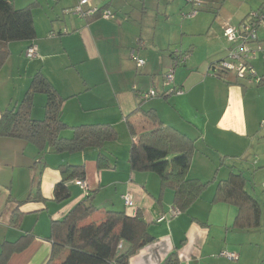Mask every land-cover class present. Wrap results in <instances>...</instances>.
Instances as JSON below:
<instances>
[{
	"label": "crops",
	"instance_id": "crops-1",
	"mask_svg": "<svg viewBox=\"0 0 264 264\" xmlns=\"http://www.w3.org/2000/svg\"><path fill=\"white\" fill-rule=\"evenodd\" d=\"M52 1L56 6H52L50 16L39 0L27 4H34L32 13H37L40 20L37 22L33 15V40L8 45L10 56L0 69V112L19 102L32 76L40 72L65 98L60 113L64 123L109 125L117 137L100 147L71 154L46 150L42 157L24 140L0 137V253L5 243L26 234L31 237L28 246L10 254L4 264H46L52 254L51 222L61 220L88 197L92 202L101 197L98 210L89 217L97 216V223L103 220L105 211H123L130 216L140 212L148 224L154 240L132 254L128 264H161L174 250L180 264L254 263L255 250L242 246L243 229L227 230L233 227L238 207L224 198L231 189L226 180L235 169L227 165L248 158L254 141L264 130V87L249 78L239 79L233 72L224 78L213 76L209 67L226 58L232 46L223 35V27L238 26L247 12L264 0H234V5L220 15L215 13L210 22L207 11L192 17L184 15L187 22L173 24L177 33L172 32L167 40L147 23L149 14L157 21L161 0H93L94 6L113 11L109 20L98 13L89 18L66 14L65 9L77 0ZM183 1L186 10L190 3ZM261 29L258 39L264 47V28L258 33ZM50 32L56 34L49 36ZM32 43L37 46L38 56L27 59L25 51ZM176 48L189 51L186 61L174 70L173 86L183 90L180 95L168 94L171 85L163 81L172 65L170 54ZM132 51L145 60L141 68L136 66ZM260 56L258 63L253 62L255 59L250 62L262 73L263 51ZM151 89L156 96L142 101L140 94ZM45 102V94L34 95L33 119L43 118ZM135 109L139 111L129 116ZM151 110L163 125L180 133L173 140L172 154L186 150L185 142L191 145L186 138L193 140L187 176L212 182L177 216L170 215L176 208L173 190L161 189L154 172L132 170L128 163L127 145L130 148L141 133L158 126L144 114ZM118 131L125 143L122 153L115 151L120 142ZM61 135L71 137L72 131L66 129ZM63 163L83 165L87 186L83 189L76 179L68 181L70 196L60 203L54 200L53 189L61 178L58 166ZM37 192L43 201L20 203ZM126 193L132 195V206L123 202ZM222 251L236 254L237 260L223 257Z\"/></svg>",
	"mask_w": 264,
	"mask_h": 264
},
{
	"label": "trees",
	"instance_id": "trees-1",
	"mask_svg": "<svg viewBox=\"0 0 264 264\" xmlns=\"http://www.w3.org/2000/svg\"><path fill=\"white\" fill-rule=\"evenodd\" d=\"M33 6L34 4H29L16 8L11 0H0V69L10 56L8 48L10 42L35 38ZM97 7L114 15L109 8ZM70 8L65 9L64 12L73 14L68 12ZM55 34L50 32L49 36ZM183 54L189 55V51L176 48L170 54L172 65L168 71L172 69L173 76L175 68L186 61V59L183 62L180 61V55ZM135 57L138 58L136 55ZM258 78V85L264 87V64ZM36 93L46 95L44 116L40 120L33 119L31 116ZM64 99L40 72L35 73L21 100L0 112V137L24 140L37 149L40 157L46 153V150L71 154L87 148L100 147L116 139L117 132L109 125L70 126L64 123L60 117ZM138 111L139 109L133 110L129 116ZM152 111L144 112V114L152 122H157L158 126L141 133L138 140L130 145L128 163L132 170L152 171L157 174L160 188L172 189L174 206L180 211H185L200 198L204 188L210 182H202L187 176L193 140L181 135L191 145L188 146L185 142L186 150L172 154L173 140L179 137L180 133L171 126L163 125ZM66 129L72 131L71 137L61 135ZM58 170L61 178L54 185L53 194L54 200L61 203L70 196L67 182L74 179L84 180L85 169L83 165L63 163L58 166ZM226 181L230 183L231 189L224 200L238 207L233 228L256 227L259 222L256 208L258 205L245 190V178L242 172L233 173L231 170ZM30 199L44 200L40 192H37L36 196L29 195L20 203ZM97 210L91 198L88 197L77 203L61 220L51 222L49 240L52 242V254L46 264L56 260H60L59 264H128L132 254L154 240L140 212L130 216L123 211H105L101 222L82 225ZM13 214L17 216V213ZM14 222L17 223V220ZM30 239L31 237L26 234L13 243H5L0 253V264H4L13 252L26 248ZM161 264H180L176 250L171 252Z\"/></svg>",
	"mask_w": 264,
	"mask_h": 264
},
{
	"label": "rangeland",
	"instance_id": "rangeland-1",
	"mask_svg": "<svg viewBox=\"0 0 264 264\" xmlns=\"http://www.w3.org/2000/svg\"><path fill=\"white\" fill-rule=\"evenodd\" d=\"M12 1H13L14 6L17 8L26 6L28 2L30 1L33 2V0H12ZM39 1L41 2V6L44 9L45 13H47V15L50 16V13L52 11L51 10L52 6H56V4H54L52 0H39ZM64 1H67V0H64ZM165 1L166 0H161L162 4L160 6V15L158 16L157 21L154 22L152 14H149V20L147 23H149L151 27L155 26V28L160 31L161 37L167 40L170 37V34L172 32L176 31L177 33V28H174L171 26H174L173 24L180 25L183 21L187 22L186 20L187 18H185L184 15L187 13H190L192 9L195 7H194L192 0H185L192 5V8H191V5L189 4V8L186 9L187 11L183 9V5H185L183 0H175V2L171 0V2L173 3L170 2L171 5L168 7L167 5L170 3L165 4L164 3ZM200 1L201 3L203 2L202 7L196 12L195 15L199 14L202 11H207L208 12L207 17L209 19L207 22H210V20L213 18V15L215 13H216V16L220 15L223 9L228 8L229 5L235 4L234 0H227L225 4H224V0H200ZM249 1L251 0H248V2ZM165 5H166V11H165ZM137 6L140 7L141 2L138 1ZM253 10L254 9L249 10L247 14L241 20H244L248 16V14ZM138 13H137V16H138ZM164 14L168 15V17H166ZM33 15H36V21L39 22L40 20L39 15L37 13H33ZM262 31L263 30L261 29L260 33H257V34L260 36ZM151 33L152 31L150 32V34ZM262 51L264 52V50H260L257 52V55L255 57V60H253V62L258 63V58L261 57L260 55ZM255 71L257 72L258 76L261 75V71L258 69L256 64H255ZM118 132L120 136V142L116 145L115 151L117 153H122L125 143L122 141V137H123L122 133H120V131ZM258 140H260L259 143H258ZM128 146L129 145H127V149L129 150ZM251 151L252 152L249 153V157L242 159L243 160L242 162L241 161L230 162L233 165H227V166H231L230 168L232 169L235 168L233 170V173H238L239 171L242 172V175L245 178V190L256 201V204L259 206V209H258V206L256 207V204H255V207L258 210V220H259L258 225L254 228L243 229V232H242L243 234H241V237L244 242L242 246L245 249H248V248L254 249L257 255V259L254 261V263H251L249 260H247L246 264H264V130L261 131L259 137H257L256 140L254 141L251 147ZM210 184H212L211 181L206 186V188ZM206 188H204L203 191H205ZM98 200H101V197L100 198L97 197L95 202L93 200V204L95 206H98ZM96 217L97 216H92L91 218L87 219V221L83 222L82 225L90 223V221L96 222V220H98V218ZM99 222L100 221H98V223ZM227 230H230L231 232L237 231L233 227L232 228L230 227Z\"/></svg>",
	"mask_w": 264,
	"mask_h": 264
},
{
	"label": "built area",
	"instance_id": "built-area-1",
	"mask_svg": "<svg viewBox=\"0 0 264 264\" xmlns=\"http://www.w3.org/2000/svg\"><path fill=\"white\" fill-rule=\"evenodd\" d=\"M93 0H77L76 4L71 7L68 12L76 14L83 18H89L96 13H99L104 19H111L113 15L107 10H99L97 6L92 4ZM194 7L190 13H187L186 17H192L196 11L201 8L200 0H192ZM199 8V9H198ZM264 28V4L251 11L248 16L240 22L238 26L225 25L223 27V35L225 39L232 45L228 51L227 57L210 65L209 72L211 75L224 78L228 72H233L239 79L249 78V80L258 83L259 78L251 65V60L255 59L257 52L264 50L262 43L258 39V29ZM38 56L37 46L30 44L26 51L25 57L27 59H33ZM131 56L135 59L136 65L141 67L144 64V60L135 57L134 53ZM188 58V54L180 55V61L183 62ZM173 70L170 69L164 76L163 81L167 85H171V88L167 90V93H176L180 95L183 90L179 87L173 86L174 83ZM156 96V92L151 89L140 94L141 100L145 101ZM78 185L83 189H86V183L82 179L75 180ZM125 206H132V195L126 193L122 195ZM181 213L178 208H174L170 211L171 216H177ZM221 255L229 260H237V255L222 251Z\"/></svg>",
	"mask_w": 264,
	"mask_h": 264
}]
</instances>
